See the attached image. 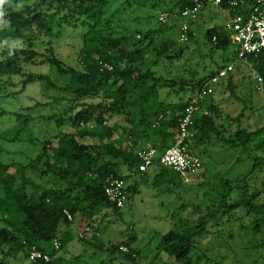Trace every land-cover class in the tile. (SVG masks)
Listing matches in <instances>:
<instances>
[{"label":"trees","instance_id":"trees-1","mask_svg":"<svg viewBox=\"0 0 264 264\" xmlns=\"http://www.w3.org/2000/svg\"><path fill=\"white\" fill-rule=\"evenodd\" d=\"M131 1L0 0V14L5 23L0 29V43L8 40L27 44V48L16 44L2 52L0 76L20 75L26 64L38 61L36 47L49 45L47 53L40 56V63H49L57 73L56 80L47 76L49 86L70 93L74 102L73 115L69 118L60 115L55 120L56 132L43 141L47 168L40 176L48 174L55 180L64 181V187H44L34 181L28 183L26 178L20 182L8 171L10 165L0 161V251L3 256L0 264H13L8 257L22 251L28 255L32 246L51 257L48 262L37 260L33 264H54L59 252L75 240L86 247L85 251L92 248L95 253H109L111 262L117 259V253L123 255V264L141 262L140 251L132 247L135 236L123 244H105L99 239L103 223L100 218L107 211L118 215L122 210L109 199L105 188L114 178L124 179L130 201L131 194L139 188L138 184H128L123 168L130 175L145 174L138 171L141 162L137 149L139 142L152 140V146L159 149L173 143L179 131V116L193 96L178 106L176 102L158 99L157 85L147 86L148 81L155 83L159 79L151 68L143 70L145 54L152 51L157 60L155 63H158L160 59H180L183 50L177 47L173 38L165 39V30L158 36L148 30L143 39L137 40V36L129 32L131 27L128 28L124 18L127 9L133 5ZM209 4L205 0L202 9ZM194 5L195 0H177L178 13L181 15L186 7ZM220 8H230L228 0ZM237 9L232 8V13ZM104 27L105 31H102ZM77 28L85 31L79 54L81 68L67 66L55 54L53 46L59 41L56 36L64 29ZM187 34L189 40L195 37L191 30ZM45 37L50 40L42 41ZM206 39L218 69L192 83L197 93L211 76L238 57L239 49L231 42L224 27L208 29ZM248 62L264 78V55H249ZM231 74L227 77V90L237 99ZM44 78L42 74L30 73L23 88L29 82ZM60 78L65 80L64 85L59 84ZM177 80L175 78L174 83ZM246 107L231 117L220 105L213 104L206 114L195 116L196 135L189 143L191 150L217 138L232 147H242L247 152L255 149L261 154L253 158V168L248 175L222 178L221 185L214 187L219 196L210 205L205 208L195 205L198 218L194 222L186 220L161 236L158 250L175 264H195L194 251H200L213 264H264V125L255 130L242 127ZM116 117L119 120L113 123ZM223 121L226 125L230 121L231 127L233 122H238L229 140L224 135L229 129ZM90 123L95 127L89 126ZM64 125L79 130L77 134L68 133L63 131ZM119 129L130 144L124 143L122 136L115 138ZM85 137L94 142H80L79 138ZM158 171L156 175L161 182L179 185L181 176L178 173L174 171V176L167 180L168 168L160 166ZM28 184L32 185L31 190L27 188ZM74 225L84 229L89 227L94 234L75 237L70 232ZM56 239L60 242L59 249L54 247ZM203 239L208 241L207 245H202ZM48 244L51 249H47ZM73 258L78 262L81 256Z\"/></svg>","mask_w":264,"mask_h":264},{"label":"rangeland","instance_id":"rangeland-1","mask_svg":"<svg viewBox=\"0 0 264 264\" xmlns=\"http://www.w3.org/2000/svg\"><path fill=\"white\" fill-rule=\"evenodd\" d=\"M131 3L133 5L125 13L127 16L124 17L123 14V17L127 19L128 28L131 27L129 32L136 35L137 40L143 39V35L148 30L153 36H158V33L162 34L165 30V39L173 38L177 42V47L183 50L180 59L172 61L160 59L158 63H155L157 60L152 51L146 53L142 68L143 70L151 68L159 79L155 83L148 81L147 86L157 85L160 100L176 102L178 106L187 102L197 94L192 83H196L198 79L218 69L213 61L206 33L211 27L224 26L227 19L225 15L230 10H221L220 7L210 3L198 12L195 20H192L178 13L177 0H140L138 2L132 0ZM164 12L170 15L165 22H162L160 16ZM185 23L188 24L195 37L181 41L182 26ZM4 24V19L0 14V29ZM102 31H105V27ZM55 32H58L57 28ZM84 34L85 31L82 28H77L64 29L56 36L59 37V41L53 44L55 54L67 66L81 68L79 54L83 47ZM41 40L48 41L50 38L45 37ZM16 44L27 48V44L6 40L0 43V58L4 50ZM47 47L49 45L45 44L36 47L39 55L38 61L34 64H26L20 75L0 76V161L10 165L8 171L16 175L20 182L26 178L28 183L34 181L44 187H64V181L55 180L48 174L40 176L41 171L47 168L43 155V141L56 132L55 120L60 115L65 114V117L69 118L74 113L71 109L74 104L71 94L56 91L49 86L47 76L50 75L52 80H56L57 73L49 63H40L42 60L40 56L47 53ZM234 70L230 74L234 75L236 84L234 93L237 99L231 95L230 90L224 89L228 84L226 77L215 85V92L212 96L202 100V106H211L219 101L222 111L231 117L237 116L244 106H247L241 126L255 130L264 125V92L256 88L253 79L255 72L248 62L237 61ZM30 73L42 74L45 78L29 82L23 88V82ZM175 78L178 79L177 83H174ZM65 83V80L60 78L59 84L64 85ZM85 100L94 101L93 99ZM204 111L205 109L201 108L197 113L198 116ZM51 116L52 119H49ZM118 120L119 118L116 117L113 123ZM223 123L225 128L229 129L224 132L226 139L229 140L232 138L231 133L237 129L238 122H233L232 127L230 121H227L228 125L224 121ZM89 126L95 127V124L90 123ZM62 129L72 134H77L79 130L70 125H64ZM117 136H122L127 140L126 143H129L128 137H125L120 129L116 131L115 137ZM79 140L86 144L94 142L90 137L79 138ZM53 144L55 145L56 142ZM253 144L252 140V147ZM193 151L200 157L202 169L186 179L179 177L178 186L161 182L157 178L154 166L150 167L142 178L143 180L140 176L130 175L131 173L124 168L123 172L128 184H138L139 190L131 194L130 201L122 208L121 214L113 215L111 211L104 213V216L100 218L103 223L99 239L105 244L108 242L123 244L131 241V238L135 236L132 247L140 251L141 262L139 264H175L158 250L161 236L178 225H182L186 220L194 222L198 218V213L195 214V205L203 208L210 205L219 196L214 187L221 185L222 178L235 179L248 175L253 168V158L261 154L255 149L247 152L242 147H232L228 142L217 138H213L208 144L194 148ZM22 168L23 171H21ZM168 171L167 180L174 176L173 169H168ZM27 188L31 190L32 185L28 184ZM184 205L187 206L183 207ZM105 217L106 220L103 221ZM1 225L2 223L0 227ZM70 232L77 237L84 233L85 229L74 225ZM207 242L203 239L202 245H207ZM46 247L51 249L49 244ZM85 248L78 240L70 242L59 252L58 260L54 264H123L121 261L123 255L120 253H117V259L111 262L109 253H95L92 248L85 251ZM75 255L81 256L78 262L73 258ZM2 257L0 251V260ZM192 257L195 264H213L207 261L200 251H194ZM8 260L13 264H33L25 251L11 255Z\"/></svg>","mask_w":264,"mask_h":264},{"label":"built area","instance_id":"built-area-1","mask_svg":"<svg viewBox=\"0 0 264 264\" xmlns=\"http://www.w3.org/2000/svg\"><path fill=\"white\" fill-rule=\"evenodd\" d=\"M208 1L214 6L220 7L225 0ZM204 3L205 0H195V5L193 7H186L181 12V16L195 20L198 12L204 7ZM228 4L231 9L238 8L226 20L224 25L225 30L229 33L231 42L239 49L236 61L219 69L215 75L211 76L204 83L198 93L191 98L189 104L179 116V131L172 145L161 154L152 145H148L147 148L138 152V156L141 159L138 165L139 172L145 173L155 164L173 169L183 179L200 172L202 161L189 148V142L196 133L194 129L195 116L200 110L202 100L212 95L215 92V85L234 71L237 61L243 60L247 62L249 55H264V0H228ZM169 15L167 12L162 13L160 20L165 22ZM189 30L190 27L185 23L182 26L181 41L188 40L187 32ZM254 80L256 81V88L264 92V78L255 73ZM127 190V183L124 179L114 178L109 181V184L105 188V193L117 207L124 208L129 202ZM68 218L72 219V216L68 214ZM91 233L93 234L91 229L86 227L85 232L80 236H86V234L90 236ZM53 243L56 249L60 248L59 240L56 239ZM28 258L32 263L37 260H44L46 262L51 260V257L47 253L36 246H32L29 249Z\"/></svg>","mask_w":264,"mask_h":264},{"label":"crops","instance_id":"crops-1","mask_svg":"<svg viewBox=\"0 0 264 264\" xmlns=\"http://www.w3.org/2000/svg\"><path fill=\"white\" fill-rule=\"evenodd\" d=\"M205 8H206V7H205ZM220 9H221V10H224V11L230 10V12H229L228 14L225 15V16H227V17H226L227 19H228L230 16H232L233 13H234V12L232 13L231 8H227V9L220 8ZM227 19H226V20H227ZM214 27H219V26H214ZM222 27H224V26H222ZM211 28H212V27H211ZM219 28H220V27H219ZM247 62H248V61H247ZM248 63H249V62H248ZM234 71H235V70H234ZM254 72H255V73H258L256 70H254ZM258 74H259V73H258ZM259 75H260V74H259ZM233 76H234V75H233ZM253 79H254V77H253ZM227 80H228V78H227ZM227 80H226V81H227ZM233 81H234V77H233ZM227 83H228V81H227ZM255 83H256V81H255ZM227 85H228V84H226V86L224 87V89H227ZM224 89H223V90H224ZM222 92H223V91H222ZM217 104L220 105V104H219V101H218L216 104H214V105H217ZM208 107H209V106H205V105L202 106V105H201V108H202V109H205V111H204L203 113L206 114V113L208 112ZM220 107H221V105H220ZM115 134H116V133H115ZM195 135H196V133H195ZM195 135L193 136V138L190 139V142H191V141H194ZM118 137H119V136H117V137H115V138H118ZM125 137H126V136H125ZM122 139L124 140V143H126L127 140H125L124 138H122ZM130 142H131V141L129 140V143H128V144H130ZM190 142H189V143H190ZM173 143H174V141H173ZM173 143H171V142L168 143V144H167V147L164 148V149H159L158 147H156V148L158 149V153H159V154L163 153V152H164V151H165L170 145H172ZM148 145H154L153 142H152V140H148V141H147V140H145V139H142V141L139 142V145H138V147H137L138 152H139L140 150H142V149L147 148ZM201 145H205V144H201ZM201 145H199V146H201ZM153 166L156 167V174H157V173H158L157 171L159 170L160 166H159V164H155V165H153ZM149 169H150V168H149ZM149 169L147 170V172L149 171ZM123 170H124V168H123ZM147 172H145V174H143V176H141V175H139V176L142 178V177H144V176L147 174ZM136 176H138V175H136ZM136 176H135V177H136ZM129 185L132 186L133 184H129Z\"/></svg>","mask_w":264,"mask_h":264}]
</instances>
